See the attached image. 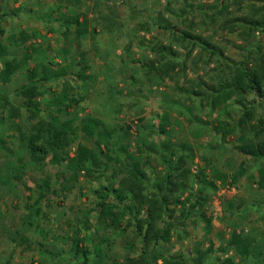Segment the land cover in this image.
Here are the masks:
<instances>
[{"label":"rangeland","instance_id":"1","mask_svg":"<svg viewBox=\"0 0 264 264\" xmlns=\"http://www.w3.org/2000/svg\"><path fill=\"white\" fill-rule=\"evenodd\" d=\"M19 1L0 0V53L5 54L2 60L17 65L8 82L0 81V264H85L70 251L71 237L82 222L83 246L97 240L98 227L90 225L96 220L93 190L106 178L80 175L64 191L61 184L69 175L65 162L57 164L51 155L41 163L30 159L28 135L38 121L52 115L72 120L76 128L69 156L77 144L105 151L96 143L97 135L89 137L81 130V121L87 119L113 131L110 142L123 136L125 148L135 156L137 149L145 156V149L162 142L188 146L179 150L183 161L177 172L184 176L176 180L174 193L186 203V211L173 201L169 204L175 218L165 223L176 229L164 234L157 245L162 256L152 264H221L225 258L235 264H264V203L255 184L257 165L236 149L242 138L264 139V131L259 133L264 102L248 95L243 105L232 99L217 111L210 108V94L206 96L211 87L230 79L236 64L250 66L249 53L258 44L264 46V29L231 24L250 15L264 18V0H41L34 5L21 0L17 8ZM36 6L38 24L29 10ZM65 24H71L69 31ZM76 28L86 31L78 37ZM182 32L199 35L222 56L179 41L176 36ZM65 69L70 70L65 77L38 83L39 96L28 109L19 94L22 86L34 76ZM80 71L89 76L86 83L76 77ZM164 117L161 133L158 124ZM152 164L153 173L146 170L151 181L165 169ZM115 166L109 164L106 176ZM240 169L242 175L233 180ZM203 216L211 220L210 232ZM233 232L253 240L249 257L228 247ZM134 237L131 227L110 232L116 264L127 259L141 264Z\"/></svg>","mask_w":264,"mask_h":264},{"label":"trees","instance_id":"2","mask_svg":"<svg viewBox=\"0 0 264 264\" xmlns=\"http://www.w3.org/2000/svg\"><path fill=\"white\" fill-rule=\"evenodd\" d=\"M234 22L244 24L249 31L264 29V18L262 17L255 18L250 15L247 18H242L240 22L237 19H232L231 24ZM70 25L65 24L66 31L70 30ZM85 31V28H76L75 30L78 37ZM176 38L179 41L186 42L191 47H199L201 51L210 55L222 56L216 46L203 40L199 35L182 32ZM262 45L258 44L255 52L249 53L250 66H247L244 62H239L236 64L229 80L221 81L206 93V96L210 94L209 105L212 110L223 111L227 106V102L232 99L243 105L247 101L248 95L264 102V46ZM165 50L164 47L160 48L161 52ZM4 57L5 54L0 53V60L2 61L0 81L2 83L8 82L9 76L17 68V65L11 61L2 60ZM81 63L84 66L87 65L84 61V54H81ZM151 68L153 70L162 69V67L156 65H151ZM69 71L65 69L56 71L54 75L44 73L41 78L36 79L35 76L30 78L29 83L19 90L25 106L30 109L33 106V98L39 96L38 83L47 81L52 76L65 77L69 74ZM76 77L83 83H86L89 79V76L81 71L76 74ZM65 99L64 97L60 98V100ZM1 102L2 100H0ZM244 107L247 108L246 105ZM60 111L62 109L58 108L57 112ZM248 111L249 109L245 115L248 114ZM165 121L166 117L158 124V130L161 133L165 132ZM260 123L262 125L259 126V133L264 131L263 121ZM225 125L228 127L227 124ZM239 125L238 121L231 126L229 131L232 132ZM243 125L246 126L247 123ZM80 128L89 137L97 135L96 143L99 146L103 144L105 151L99 150L96 152L85 144H77L73 156H69L67 148L71 144L76 128L72 120H60L57 115H52L47 121H38L27 138L28 153L34 163H41L48 155H51V159L57 164L66 163L65 168L69 175L64 178L61 184L62 190L70 191L74 187L73 185L77 183L80 175L87 180L106 178L103 184L93 190V194L97 199L96 208L93 210L96 213V220L95 223L90 225H93L94 228L98 227L96 229L97 240L91 243L89 247L83 246L86 243V237L81 235L79 231L82 228L84 229L86 223L82 222L80 228H76L71 237L70 251L75 256H80L85 264H116V260L111 255L113 242L109 238V234L111 231L116 232V230L126 231L128 227H131L135 234L134 240H137L140 244L138 251H140L139 261L141 264L156 262L162 256L157 250V245L163 239L164 234L169 233L170 227L176 229L174 225L169 227L165 223L167 219L175 218L174 211L169 208V204L173 201L174 204L181 205L186 211V203L175 197L174 193L178 185L176 180L184 176L177 172L180 169V162L183 161L179 150H185V147L188 146L181 144V146L176 145L177 147H174L169 142H162L160 145L153 144L145 149L147 151L145 156H142V149H137L139 156H135L125 148L123 136L117 137L114 142H110L108 139H111L113 131L108 130L98 121L93 119L82 120ZM236 149L249 156L256 163L255 184L258 190L263 193L264 203V139L242 138ZM62 152L63 154H59ZM149 153L157 156H151ZM173 157L176 159L174 164L171 162ZM111 162H115L117 166L111 170L109 176H106ZM153 162L163 165L165 169L161 176L154 177L151 181L146 170L148 169L150 173H153ZM122 173L123 175L120 176ZM242 173L243 169H240L234 175L233 180H236V176H240ZM45 187L47 188V186ZM87 218L85 220H88ZM203 218L206 222V229L210 232L212 230L211 220L205 216ZM180 221L181 218L177 216L176 224ZM227 245L233 248L236 254L242 258L249 257L254 249L253 240L237 232L230 235ZM128 246L132 250L135 249L132 242L128 243ZM127 260L128 263L126 264H136L137 261ZM221 264L235 263L230 258H225Z\"/></svg>","mask_w":264,"mask_h":264},{"label":"crops","instance_id":"3","mask_svg":"<svg viewBox=\"0 0 264 264\" xmlns=\"http://www.w3.org/2000/svg\"><path fill=\"white\" fill-rule=\"evenodd\" d=\"M30 2L32 3V5H34V4H37L38 2H41V0H30ZM20 3H22V1L20 0L19 1V3L18 4H16V7L18 8L19 7V5H21ZM27 3H28V1H27ZM32 5H30V6H28V7H31ZM34 8V7H33ZM37 8H39V7H37L36 6V9H29L30 10V13L32 14V19L34 20V24H38L37 23V21H36V19H37V15H38V13H40V10L39 9H37ZM35 14H37V15H35ZM40 23V22H39ZM43 24V23H42Z\"/></svg>","mask_w":264,"mask_h":264}]
</instances>
